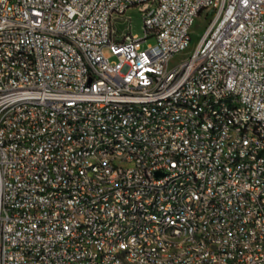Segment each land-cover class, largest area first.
Instances as JSON below:
<instances>
[{"label":"built area","instance_id":"built-area-1","mask_svg":"<svg viewBox=\"0 0 264 264\" xmlns=\"http://www.w3.org/2000/svg\"><path fill=\"white\" fill-rule=\"evenodd\" d=\"M208 1L0 0V264H122L112 237L140 217L129 208V184L144 183L151 202L166 198L177 173L195 176L198 193L187 187L168 199L185 196L177 214L186 221L213 222L215 250L207 262L172 264H264V178L258 186L246 179L264 171L263 143L253 133L264 121V0H223V17ZM129 9L143 15L142 38L132 34ZM206 13L213 24L190 55L176 58L190 45L192 20ZM230 104L242 105L235 117L245 130L224 116ZM175 110L189 119L214 111L202 121L213 135L189 144L177 125L147 133L148 116ZM78 113L88 121L72 126ZM119 121H128L138 144L114 149L140 153V161L122 168L118 187H96L76 148L112 138L100 126ZM104 154L99 170L114 173ZM112 189L119 198L104 206ZM92 202L102 210H87ZM151 231L160 227L147 220L138 239H151ZM132 264H151L149 254L134 250Z\"/></svg>","mask_w":264,"mask_h":264},{"label":"bare ground","instance_id":"bare-ground-1","mask_svg":"<svg viewBox=\"0 0 264 264\" xmlns=\"http://www.w3.org/2000/svg\"><path fill=\"white\" fill-rule=\"evenodd\" d=\"M223 0H209L208 9H216V17H223V7L219 6ZM199 18L191 22V29ZM205 25L213 24V13L205 14ZM160 73H167V65H160ZM235 113H242L241 104H230L224 107V116L233 118V125L238 130H245V122ZM196 118L189 119V112L185 110L169 111L159 113L156 116H148L147 133L155 134L159 131V124L163 130H172L177 125V130L188 134L189 144H197L198 136L213 135V128L202 127V121L214 118V111H196ZM88 121V113H78L72 119V126H79ZM95 123H103V116H95ZM100 133L113 135L105 140H95L87 143V148H76L78 162H82L85 174L90 180L95 181L96 187H118L125 179V169H135L136 163L140 161V153H122L115 147L135 148L138 144V136L130 131L128 121H119L114 126H100ZM253 133H258V139L263 143L264 162V121L253 126ZM91 128H83L82 136H90ZM104 154V161L113 164L114 173L99 170V153ZM253 157H260V150H253ZM247 171H255V162L247 161ZM264 178L261 173L246 172V179L250 180V186H258V181ZM195 176H185V173H177L173 176V183L167 187L166 198L152 196L151 202L147 198V189L144 183H130L129 191L135 192V198L129 199V208L135 209V216H140L132 222L131 228H126L120 236L112 237V245L118 247L119 257L122 264H132L135 254H149L151 264H172V260H183L187 262H207L213 258L215 250V229L213 222L205 218H195V221H186L185 216L177 214V209L185 205V196L173 198L176 194L198 193V185ZM119 198V189L105 191L104 206L115 205V199ZM141 207V209H140ZM87 210H102V202L87 203ZM161 210V211H160ZM159 212V213H158ZM93 220H100V213H93ZM147 220L153 226L160 227V231H151V239L139 238L147 232ZM179 233L170 230H176ZM196 228V229H195ZM204 239V241H203ZM195 242H202L198 245Z\"/></svg>","mask_w":264,"mask_h":264},{"label":"rangeland","instance_id":"rangeland-1","mask_svg":"<svg viewBox=\"0 0 264 264\" xmlns=\"http://www.w3.org/2000/svg\"><path fill=\"white\" fill-rule=\"evenodd\" d=\"M126 15L131 18L132 34L139 38L144 37L145 30L143 27L144 21H143L142 13L138 9H129ZM205 23H206L205 20H203L202 18H199L197 20V23L191 29L192 39H191L190 45L184 51H182L180 55H177L176 58H179V59L180 57L186 58L188 55H190L193 48L195 47L198 37L203 33L205 29V26H204Z\"/></svg>","mask_w":264,"mask_h":264}]
</instances>
